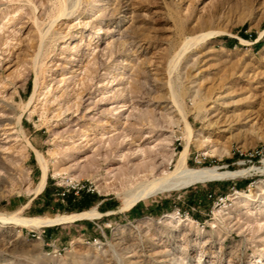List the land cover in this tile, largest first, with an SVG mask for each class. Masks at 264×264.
I'll return each mask as SVG.
<instances>
[{
    "label": "rangeland",
    "instance_id": "rangeland-1",
    "mask_svg": "<svg viewBox=\"0 0 264 264\" xmlns=\"http://www.w3.org/2000/svg\"><path fill=\"white\" fill-rule=\"evenodd\" d=\"M64 5L72 18L51 26ZM211 32L175 59L185 39ZM27 103L24 130L49 163L48 208L18 127ZM184 116L189 166L261 170L122 211L116 159L137 146L127 139L160 144L149 156L174 170ZM71 182L98 197L89 209L103 217L51 226L49 240L48 227L0 226V264H264V0H0V213H77L62 195Z\"/></svg>",
    "mask_w": 264,
    "mask_h": 264
},
{
    "label": "bare ground",
    "instance_id": "bare-ground-1",
    "mask_svg": "<svg viewBox=\"0 0 264 264\" xmlns=\"http://www.w3.org/2000/svg\"><path fill=\"white\" fill-rule=\"evenodd\" d=\"M68 6L65 5L61 7L59 6L60 14L55 20L52 21L51 26L58 23L57 21L61 20V18L63 19L72 18L75 11L74 9H70ZM34 7L37 9L36 5H34ZM35 21L38 24L39 18L37 17ZM48 31L44 34L43 31L41 30L40 33L42 37H45V35L48 34ZM212 34L213 32L185 39L180 47V50L176 53L175 59L177 60L180 59L182 55L185 54V52L188 51L199 40H206ZM37 87H38V82H37ZM38 91H40L39 88L36 89L35 92L33 93L31 97V101H33L34 99L36 100L39 93ZM29 105H30L29 103L24 104L22 114L18 121V125H19L18 127L20 129V133H21L20 135L27 142V145L35 149L34 145L29 140L22 124L24 114L28 110H30ZM184 122L186 124V129H187L188 142L184 150L180 153L179 157L177 158V162L175 165L176 168L174 170L167 169V166L164 164V162L158 163L156 161L157 155L155 157L149 156L152 154H157V150H159L160 144H156L154 146H149L144 148L142 145L137 143L138 141L137 139L139 137L137 139L136 138L127 139V144L128 143L132 145L136 144L137 146L134 148H130L127 154L123 153L120 155L119 158L117 157L118 159H116L126 164L124 167L119 168L124 183L121 189L117 191V194L124 195L125 202H124V206L121 208L122 211L130 210L131 208L134 207V205L138 204L139 202L148 200L151 197L159 194L179 191L197 183L214 182L224 179H235L237 177H242V176L247 177L249 175H252L253 172L258 171L259 168L257 169L255 167L243 168L237 170H221L217 166H206L200 168L189 166L188 159L190 154L191 140L193 139L195 132L187 116H184ZM35 151L37 153V158L42 169V176L39 185L36 189V194H41L43 193V191L47 186L48 175H49V163L40 150L35 149ZM137 157H141L140 162L134 161ZM166 157L167 158L165 159L167 160L168 163H170L173 158V155L172 154L169 156L167 155ZM253 197L254 196L251 193L245 195L244 196L245 199L244 198L243 199L247 201V199L252 200ZM176 215L177 214L169 213L166 215V217L168 219L173 220L177 217ZM102 217H103V213L99 211L97 207H93L92 209L83 212L63 214V215L60 214L55 217H44V216L26 217V216H21L19 212L10 215L0 213V226H13V227L22 226L33 229H40L43 227L66 224L81 219L95 220Z\"/></svg>",
    "mask_w": 264,
    "mask_h": 264
},
{
    "label": "trees",
    "instance_id": "trees-1",
    "mask_svg": "<svg viewBox=\"0 0 264 264\" xmlns=\"http://www.w3.org/2000/svg\"><path fill=\"white\" fill-rule=\"evenodd\" d=\"M48 189L46 188L45 191H43L44 193H46L45 195L46 200H45V207L48 208L51 205L52 200L50 199V194L48 193ZM67 203H68V208H66L65 210L68 211H74V210H78L79 212H83L84 210H88L90 207H92L96 202L99 201L98 197L87 193V192H82L81 195H76L75 193H69L66 194L64 196V198ZM101 210L103 212H105L106 210L101 206Z\"/></svg>",
    "mask_w": 264,
    "mask_h": 264
},
{
    "label": "crops",
    "instance_id": "crops-1",
    "mask_svg": "<svg viewBox=\"0 0 264 264\" xmlns=\"http://www.w3.org/2000/svg\"><path fill=\"white\" fill-rule=\"evenodd\" d=\"M98 202H99V201H98ZM141 202H142V201H141ZM102 207H103L106 211H108V210L114 208V206H108L107 203H103ZM145 207H146V206L140 204V202H139L138 204L134 205V207L131 208L130 211L136 212V213L138 214V212H139V211H143ZM106 211H105V212H106ZM52 231H53V228H51V226L48 227L47 229H45V230L43 231V235H44V237L47 238V239L49 240V239L52 237V235H53ZM48 243H49V242H48Z\"/></svg>",
    "mask_w": 264,
    "mask_h": 264
},
{
    "label": "built area",
    "instance_id": "built-area-1",
    "mask_svg": "<svg viewBox=\"0 0 264 264\" xmlns=\"http://www.w3.org/2000/svg\"><path fill=\"white\" fill-rule=\"evenodd\" d=\"M72 184H71V187H72V190H73V193H75L76 195H78L79 193H80V190H81V188H80V184L79 183H77V182H71ZM70 193L72 192V190L71 189H67ZM67 193L64 191L63 193H62V195L63 196H65ZM94 242L95 243H98V239L97 238H95L94 239Z\"/></svg>",
    "mask_w": 264,
    "mask_h": 264
}]
</instances>
